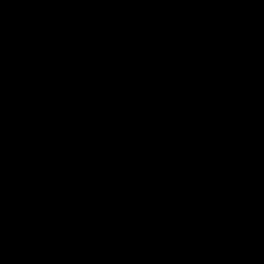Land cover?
<instances>
[{
  "label": "water",
  "instance_id": "obj_1",
  "mask_svg": "<svg viewBox=\"0 0 264 264\" xmlns=\"http://www.w3.org/2000/svg\"><path fill=\"white\" fill-rule=\"evenodd\" d=\"M0 264H264V0H0Z\"/></svg>",
  "mask_w": 264,
  "mask_h": 264
}]
</instances>
